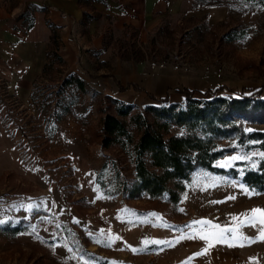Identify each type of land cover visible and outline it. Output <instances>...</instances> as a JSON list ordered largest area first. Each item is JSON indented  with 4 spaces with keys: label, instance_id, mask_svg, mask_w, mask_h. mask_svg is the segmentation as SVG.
Listing matches in <instances>:
<instances>
[{
    "label": "rangeland",
    "instance_id": "1",
    "mask_svg": "<svg viewBox=\"0 0 264 264\" xmlns=\"http://www.w3.org/2000/svg\"><path fill=\"white\" fill-rule=\"evenodd\" d=\"M11 2L24 9L26 24L38 15L41 4V0ZM94 3L114 12L100 14L93 9ZM80 4L86 12L85 21L98 19L104 47L111 51L106 56L108 61L99 62L101 55L94 52L96 69L84 75L86 81L79 74H71L64 59L51 54V65L33 89L30 108L35 114L30 118L23 116V104L10 100L14 93L6 79L0 87V103L8 108L3 122L0 119V264H97L88 251L111 262L121 263L126 257L125 264H172L167 256L171 252L159 256L158 248L149 247L124 255L112 250L104 238L91 235L88 225L92 226L93 217L115 209L130 229L140 228L149 217L153 224L170 226L175 240L182 234L196 235L194 239L179 240V258L183 249L188 245L192 249L193 245V264H264V238H260L264 214L252 212L264 210V193L251 191L229 176L198 169L182 204L175 209L164 201H151L146 195L133 200L124 194L113 196L118 188L114 162L123 161L119 166L120 182H131L134 168L118 149L107 150L101 145V119L113 113L109 97L137 98L139 108L165 99L184 102L186 90L199 99L213 98L215 93H258L264 98V7L247 0H159L163 5L159 6V15L151 17V25L142 31L118 23L124 0H81ZM43 13L48 16L47 10ZM61 32L59 42L63 46ZM232 33L241 37L231 40ZM133 63H142V70H131ZM73 74L85 81V92L75 84L63 86ZM137 74L143 76L140 78L146 88L139 89L129 82ZM245 129L264 131V124H247ZM225 145L236 150L219 160L218 166L231 156L257 155L220 168L230 169L237 162L246 164L239 170L257 168L262 158L259 150L240 146L235 140ZM93 194L97 206L91 202ZM96 220L102 224L101 229L112 227L102 219ZM202 220L220 228L193 224ZM7 226H20L25 231L10 236L4 231ZM222 229L228 230L223 242L213 235ZM200 235L210 238L201 239ZM86 237L91 239L87 245ZM95 244L104 255L92 251Z\"/></svg>",
    "mask_w": 264,
    "mask_h": 264
},
{
    "label": "trees",
    "instance_id": "2",
    "mask_svg": "<svg viewBox=\"0 0 264 264\" xmlns=\"http://www.w3.org/2000/svg\"><path fill=\"white\" fill-rule=\"evenodd\" d=\"M247 1L264 7V0ZM240 37L238 33L229 36L231 40ZM59 39L55 33L51 54L62 60L58 56L62 47ZM50 65L49 57L48 67ZM73 84L86 91L85 81L75 74L67 78L63 86ZM184 93L186 100L182 103H170L165 99L160 104L142 108L108 98L113 113L105 114L101 119V145L107 150L118 149L134 168L132 181L120 182L122 168L119 166L123 161L117 159L114 162L118 188L112 195L124 194L128 200L146 195L151 201H164L175 209L182 204L198 169L229 176L251 191L264 193V158L258 161L256 169L239 170L245 162H237L230 169L217 165L219 160L236 150L225 145L231 140L264 153V131L248 132L245 129L247 124H264V98L258 93L238 96L215 93L213 98L199 99L191 91ZM106 167L107 163L103 169ZM4 231L16 236L25 230L20 226H7ZM68 237L71 238L70 234ZM85 239V245L91 242L90 238ZM72 246L81 253L76 243ZM86 253L97 264L110 263L91 251Z\"/></svg>",
    "mask_w": 264,
    "mask_h": 264
},
{
    "label": "crops",
    "instance_id": "3",
    "mask_svg": "<svg viewBox=\"0 0 264 264\" xmlns=\"http://www.w3.org/2000/svg\"><path fill=\"white\" fill-rule=\"evenodd\" d=\"M11 1L0 0V87H4V80L6 79L7 86L14 93L10 100L14 103L23 104L25 109L23 116L30 118L31 115L35 114L30 108L33 106V89L37 79L43 75L48 66L55 33L60 36L59 30H62L61 39L63 46L58 54L68 64L69 72L71 74H79L86 81L87 79L84 75H88L89 72L92 74L94 69H96L94 52L99 56L101 55L99 62L103 63L108 61L106 56L111 51L104 47V33L102 30L98 31L97 29L98 19L97 21L95 18L91 21H85L86 12L81 7V0H41L40 9L37 10L38 15L34 16L29 24H26L24 9L13 6ZM124 4L125 6H122L121 10L118 11V23L121 26H134L142 31L149 28L150 23H152L150 18L159 15V6H163L159 4V0H124ZM32 5L34 7L39 6L38 4ZM43 9L48 11V16L43 13ZM93 9L105 15L114 12L112 9L107 10L108 8L97 6L95 3L93 4ZM43 14H45V17H43ZM63 14H66L65 16L68 14V17L62 16ZM52 26L57 27L58 30L55 31ZM41 31H43L42 37ZM130 69L142 70V63H133ZM139 75L133 76L134 78L129 79V82L137 84L139 89L146 88V82L141 79L143 76ZM88 82L90 83V81ZM118 98L127 104H137V98L124 99L120 96ZM139 98L142 102V94H139ZM15 100L17 101L15 102ZM144 101L147 103L145 98ZM0 102H2L1 96ZM0 104V119L3 122V114L8 112V108H5L2 103ZM1 127L0 132H3ZM90 199L94 206L99 205L95 194L91 195ZM120 215L115 209L106 210L99 216H94L93 219L95 220L91 221L92 226L88 225L92 229L91 235L104 238L112 250H117L124 255H132L139 251L143 252L147 248L153 247L159 249V256L171 252L167 256L172 264H185V262L190 260H192L190 264L194 263L193 245L192 249L189 245L185 251L183 249L182 257L179 258L180 244L176 242L175 231L170 226L161 223L153 224L147 217L145 218L146 221L140 225V228L130 229L127 223L124 222V216ZM96 219H102L103 222L112 224V227L101 229L102 224ZM129 220L131 221V217ZM109 237H119L120 239L110 242ZM145 240L170 241L174 246L155 243L145 244ZM192 244H194V241H192ZM182 246L184 248V245ZM91 249L92 251H97L100 256L104 255L99 251V244L93 245ZM133 249H136V251H133ZM185 258L186 260H183ZM126 259V257H123V263H120V261L111 262L109 258L106 260H109L110 264H125L127 263Z\"/></svg>",
    "mask_w": 264,
    "mask_h": 264
},
{
    "label": "snow or ice",
    "instance_id": "4",
    "mask_svg": "<svg viewBox=\"0 0 264 264\" xmlns=\"http://www.w3.org/2000/svg\"><path fill=\"white\" fill-rule=\"evenodd\" d=\"M257 155L256 153H252L251 156H255ZM262 158H264V153H260L259 154ZM251 156L249 155H244V156H240V155H235V156H231L229 157L226 161L222 162L219 166L221 167H229V166H232L234 164V162L236 161H240V160H251ZM253 167H255V163L252 164ZM245 192H248V194H252V192H250L247 188L244 189ZM254 191V190H253ZM252 212L254 213H257V212H260L262 214H264V210H261V209H253ZM262 223H264V221H262ZM193 224H200L201 226H208L209 228L211 229H219L220 226L219 225H215V224H212L211 221H194ZM191 227V226H190ZM201 231H203V228H201ZM228 231L227 229H222L219 234H213L216 236V238L220 239L221 242H223V239H224V232ZM197 235H199V233H197ZM194 239L196 238V235H181L176 242H179L180 239ZM200 238L201 239H205V240H208L210 237L209 235H200ZM260 238H264V232L261 233V237ZM115 239H120L119 237H109V241L110 242H114ZM247 239V238H246ZM97 242H101V241H97ZM145 244H148V243H155V244H169V246H174V244H172V242L170 241H148V240H145L144 241ZM209 247H211V245H209ZM133 251H136V249H133ZM207 251V249H205V252ZM201 254H204V253H199L197 255H201ZM185 264H190V261L188 262H185Z\"/></svg>",
    "mask_w": 264,
    "mask_h": 264
}]
</instances>
